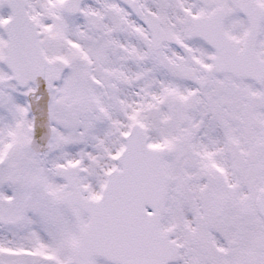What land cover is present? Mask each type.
I'll return each mask as SVG.
<instances>
[{"label":"snow or ice","instance_id":"1","mask_svg":"<svg viewBox=\"0 0 264 264\" xmlns=\"http://www.w3.org/2000/svg\"><path fill=\"white\" fill-rule=\"evenodd\" d=\"M0 264H264V0H0Z\"/></svg>","mask_w":264,"mask_h":264}]
</instances>
